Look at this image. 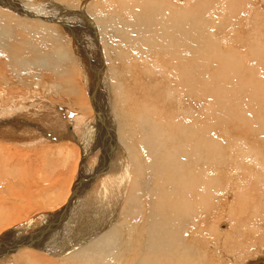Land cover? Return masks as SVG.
<instances>
[{"label": "bare ground", "instance_id": "bare-ground-1", "mask_svg": "<svg viewBox=\"0 0 264 264\" xmlns=\"http://www.w3.org/2000/svg\"><path fill=\"white\" fill-rule=\"evenodd\" d=\"M91 1L79 0L82 14L88 11ZM122 1L114 8L110 0L102 1L97 7V18L105 25L106 34L103 29L101 44L95 30L94 47L89 45L102 71L106 72L103 57L107 62L109 82L113 85L112 110L122 144L116 142L120 155L110 152L102 141L105 127L101 123L107 120V114L110 119L113 116L109 86L100 89H104L102 94L98 93L106 103L102 102V96L90 93L95 116L85 125L88 127L82 136L84 145L77 140L84 148L85 161L93 154L88 150L92 143L94 151L102 150L105 144L108 148L102 152V160L107 161H101L102 168L98 170L100 175L108 173V181L99 194L93 195L113 203L105 213L107 220L92 225L90 233L84 232L78 238L68 236L67 229H62L61 223L70 218L78 202L91 201L82 196L94 191L91 185L98 177L91 174L83 184L80 174L69 206L65 204L73 184L68 187L67 196L61 201L55 200L56 205L50 200L46 203L55 212L41 216L44 222L31 234H25L27 230L19 227L3 233L0 247L7 248L0 251V262L23 248H32L51 255L59 253L65 259L55 262L29 259L28 264H239L249 257L253 258L240 264H264V213L257 212L254 220L248 219L249 210L264 209V9L261 6L257 9L248 0H152L153 6H149V0ZM109 3L111 9L105 14L104 6ZM65 5L57 0H0V80L4 84L8 65L22 61L24 48L30 46L17 42L18 36L13 32L25 29L12 14L49 24L53 21L70 31L69 25L77 21L76 14L72 13L78 9ZM58 9L65 10V15ZM87 14L85 17L90 22L95 21L90 11ZM6 16L9 22H14L12 28L5 23ZM26 33L28 40L37 36L30 29ZM72 42L71 48H75L76 57L79 55L80 65L88 70L87 62L82 60L83 52H77ZM100 44L105 47L106 56ZM35 48L32 46L29 50L31 54ZM34 60L32 54V59L23 61L25 67L33 66ZM14 98L9 106L0 105V132L14 136L18 130L16 136L22 140L3 135L7 139L0 141L1 148V144L11 142L17 150L23 148V143L25 150H31L35 148L36 137L61 144V139L69 135L67 131L71 133L69 122L72 128L78 129L83 116L91 111L79 106L85 115L74 116L64 107L57 109L52 105L44 114L34 116L36 122L44 125L35 126L34 132L28 120V126H18L21 121L16 117L28 116L21 114L16 105L25 98ZM45 102L40 100L37 107ZM68 116L74 117L70 120ZM237 122L241 129L239 139L228 129L229 124ZM219 123L225 126L219 129ZM38 127L43 129L42 132L39 129L42 135H38ZM112 131L108 133L113 134ZM9 155L4 158L12 161ZM116 157L119 163L111 168L110 160ZM10 161L7 165L0 161V225L5 220L12 221L8 215H13L12 209L20 206V202H38L39 210L47 209L42 200L53 190L44 183L50 179L48 176L40 172L34 180V173L24 171L25 176L21 174V177L11 168L14 162ZM83 170L86 172L87 168ZM9 171L16 178L20 176V183L6 190L16 179L7 178ZM80 184L83 189H79ZM222 213L226 222L219 217ZM241 227L250 230L255 239L247 240L249 232L243 233ZM9 243L11 246H7ZM13 262L22 264L18 257L8 261Z\"/></svg>", "mask_w": 264, "mask_h": 264}, {"label": "rangeland", "instance_id": "rangeland-1", "mask_svg": "<svg viewBox=\"0 0 264 264\" xmlns=\"http://www.w3.org/2000/svg\"><path fill=\"white\" fill-rule=\"evenodd\" d=\"M32 1H38V0H32ZM57 1L59 3L66 4L65 7L69 6L71 9H78V11H79V12L75 11L74 13H72L73 15L76 14L75 18L77 17V21L74 23H71L69 25L70 29H71L70 31H69V28L66 30H63L62 27L56 25V23L53 21H50V24H49V22H47V21H37L39 19L33 20L31 18H27V17L25 18V17H21V16L19 18L18 15L14 14V13L12 14V15H14L13 17L16 16L15 18L18 19L17 20V22L19 21L18 23L23 24V29H25V30H22L21 32H18L17 31L18 29L16 30L15 27L13 28L16 30L13 32V34L18 36L17 42L22 43L23 45H30V46L28 47L29 49L27 47L24 48L25 53H23V54L26 57L23 56L22 61H20L21 63L19 62L17 64H15V63L10 64L7 67L8 69L6 68V70H5L6 74L5 73L4 74L7 77V82L5 81L6 83L4 84L0 80V83H2V84H0V90H2V89L4 90L3 93L5 94L4 99L6 102L2 101L3 100V96H2L3 90H2V91H0V101H2V102H0V105L2 106V103H3V105L9 106L11 104L12 99H15L14 97L17 96V99L20 97H24L25 100L23 102L16 103V105L19 107V109L21 111L20 113L23 114V112H24L28 117H24V116L16 117V119L18 118L21 121L20 124H18V126H21L23 124H25V126H28V121H29L32 124V128H30V130L35 132V126L42 125L44 127L43 123L39 124V122H36V120L34 119V116H36L37 114H44L46 112L47 108H50L52 105H55L57 107V109L60 107L66 108L74 116L76 115V113L80 116L85 115V114H82L80 112V110L82 109V107H85L87 110L91 109L92 104H91V100H90V96H89L90 93H93V96L94 95L99 96L104 91V89H103V91L100 89L105 88L106 86H109L108 89H109V96H110V103H111V112L113 113L114 117L112 116V113H111L112 119H110V117L107 114L105 116V120L106 119L107 120L103 121L101 123V124H103L102 126L105 127L104 130L102 129L103 137H104V140H102V141L105 142L107 145L105 143L104 144L108 148L111 149V150H109L110 152L113 150L114 153L118 152V154L120 155V151H118L120 148L117 147L116 145H117V143L120 145H122V144L119 141L120 140L119 137L117 136V135H119V129L117 127L118 123H116L117 120H115L116 118H115L114 112L112 110L113 102L111 101L112 100L111 98L113 97V89H112L113 85L111 84V82H109L110 79L108 78L109 72H108V67L106 65L107 62L105 61V58L103 57V62H104L103 66L106 68V72L103 69V71L105 73L102 76L101 74L103 73V71H102V69H100L98 63L96 62L98 59H96L97 57H95V55L93 54V48H91V46H89L91 44L94 47L93 41L95 42V38H96V35L94 32L95 30L97 31L100 42L102 41L101 38L104 36V31L106 34V29H104L105 25L99 23L98 18H97L99 16V14L96 13L99 10L98 8L100 7L101 2L106 1V0H92L91 2H89L90 6H87L88 11L87 12L85 11V14H84V12L82 14V11L80 12L81 8H79V0H57ZM248 1H249V3L255 4V6H257V9H261L260 6L262 7V9H264V6L261 5V4H264L262 1H258V0H248ZM110 2L112 4L109 3V4H106V6H104L105 14H107V12H109L111 7L114 8L116 4L119 5L120 2H123V1L122 0H110ZM256 3H258V4H256ZM94 5H96V6H94ZM109 5L111 7H109ZM149 6H153L152 0H149ZM1 9H2V7L0 6V10ZM48 10H49V7L46 9V11H48ZM58 10H60V12H62V14L65 15V13H66L65 10H63V9H58ZM3 11H6V10L3 9ZM53 11L54 10H52L51 12H53ZM89 11L93 14L94 18H96L95 21L90 22V19L86 18V17H88L87 13ZM72 12H73V10H72ZM220 12H223V11L220 10ZM44 13H45V11H44ZM9 14L11 15V13H9ZM96 14H97V16H96ZM226 17H228V16H226ZM4 19H5V23L7 25L10 24V26H11L12 23H14V22H9L10 19L7 16ZM46 19L48 21L50 20L49 18H46ZM21 20H23V21H21ZM3 22H4V20H3ZM58 22H62V23L66 24V21L64 19H58ZM25 24H26V26H25ZM31 25H36V27H31ZM87 25H88V27H87ZM101 26H102V29H101ZM11 28H12V26H11ZM77 28H79V30ZM28 29H30L34 32H37V36H34L33 40H28V38H27L28 33H26V32H28ZM80 29H82L83 32L85 30V33H82V30H80ZM103 29H104V31H103ZM55 30H56V32H55ZM68 40H70V42ZM71 41H73L72 44H75V46L77 48V52L79 50H80L79 53L83 52L82 53L83 55H81L82 60L87 62V63H85V66H87L88 70H86V68L84 69L83 66L80 65L81 59H80L79 55H77V53H76L77 57L75 56L74 52L76 50H75V48L74 49L71 48V47H73V45L70 44ZM101 44H103V42H101ZM101 44H100V47L102 48V51H103L104 55L106 56L105 47L104 46L102 47ZM84 45L87 49L84 47ZM32 46L36 47L34 52L32 53L33 56L35 57V60H34V62H32L33 66L29 67V65H30L29 64L27 67H25V64L23 61L28 60L30 57L32 59V54L29 51L32 49ZM88 47H89V49H88ZM26 48L28 49V52H27ZM90 52H92V53H90ZM27 53H29V54H27ZM136 56H137V54H136ZM85 57H87V58L85 59ZM30 61H32V60H30ZM142 61L143 60H141V62ZM13 65H14V67H13ZM138 65H140V63H138ZM95 67H97V68H95ZM28 69L32 72H30ZM95 69H97V70H95ZM8 73L9 74L11 73L10 76ZM21 73H23V74H21ZM29 73H32V75H29ZM31 76H33V77H31ZM94 76H95V78H94ZM104 76H105V78H104ZM104 80H105V83H103ZM9 81L10 82L12 81L11 84L14 83L13 85H15V86L10 85ZM15 81H17V82L19 81L17 85L15 84V83H17ZM19 83H20V85H19ZM28 84H30V85H28ZM89 84L92 85L91 88L89 87ZM2 85H3V87H2ZM142 87H144L143 88L144 91H147L146 86L143 85ZM99 92H100V94H98ZM100 96H102V95H100ZM1 97H2V99H1ZM145 98H147V97H145ZM26 99H27V101H26ZM40 100H46V102L44 103L43 106L37 107ZM104 100H105V98H103V96H102V102ZM87 102H90L91 105ZM85 103H87V105H85ZM103 103H106V102L104 101ZM79 106L80 107L82 106L81 109ZM157 107H159L158 102H157ZM76 108H78V109H76ZM12 109H14L13 106H12ZM58 112H60V110H58ZM88 112L86 113L85 116H83L84 120L82 121L81 126L78 129H74V126L72 128L73 124L71 122H69V125L72 129V130L70 129L71 133H69V131H67L69 135L67 138L61 139L62 140L61 144L56 143V141L54 143V140L53 141L48 140V142H47V140H42V139H39L38 137L33 139V140H36V143L33 144L35 146V148H33L31 150H25L26 147H25L24 143H23V148L21 147V150H19V149L17 150L15 148L16 144H13L11 142H6V144H4V145L1 144L3 147V148H1V146H0V161H1V163L3 162L5 165H7L6 162H8L10 160L5 159L4 157H7L10 154L9 155L10 157L8 159H11L14 162V163H12V165L10 164L11 168L12 169L15 168V171L18 172L19 175L22 174L23 176H25L24 171H25V173L26 172L34 173L33 177H34V180H36L37 179L36 177H39V173L42 172V174L44 176H48L50 178V179H48V181L44 182L45 185H47V186L51 185L50 189H53V190H49L51 192L42 200V201H44V208H47V209L39 210L38 202H34L32 204V203H29L26 201L20 202L19 203L20 206H17L14 210L12 209L13 215L12 216L8 215L12 219V221H9V223H8V220H5V223L0 225V237L3 236V233L6 232V230L8 232L9 230H14L17 227L22 228L24 231L27 230L26 231L27 233L25 232V234H27V235L31 234L34 229L39 228V225L42 224L44 217H41V216L55 212L53 209L49 208L46 205V203L50 200V202H53L56 205L57 201H59V200L61 201L65 196L68 195V192H67L69 190L68 187L73 184V187L71 189L72 193H70L71 195H70L69 200L66 202V204H65V202H63V204H65V206H69L70 201H72V199L74 198V188L76 186L75 182H77L76 180L80 174L83 177V181H82L83 184H86L87 179L91 178L92 175L98 177V179H96L93 182V184L91 185V187L94 189V191H90V192L86 193L85 196H82V199L83 198H89V199H91L92 202L90 201V203H87L86 200H82L81 202H78L79 206L78 205L75 206V209L70 214V218L68 220H66L65 222H63L65 225L66 224L67 225L65 226L64 224L62 225V223H61V227L63 226L62 229L65 228V229H67L68 232L70 231L69 233L66 232L68 236L71 235V237L78 238V236H80L84 232L90 233L89 230L92 228V225L95 226V224L97 225V222L107 220V217H106L107 214H105V213L108 212L109 207H111L113 205V203H111L107 199H103V197L93 198V195L95 193L99 194V192L102 191V189H104V182L108 181V179H107L108 173L107 174L103 173L102 175L98 174L99 168L100 169L102 168V165H101V167L99 166L100 164H102L101 161L106 160V158L102 160L103 153L107 152L106 150L108 148L105 145L104 146L102 145L105 149H103V147L101 146L102 150L94 151L95 148L93 147V143H92V145H90L88 150H89V152L93 151V154L91 157L88 158L89 160L87 159L85 161V159H84L85 157L83 156L84 151H82V150H84V148H81L83 146L78 144V142H80V144H81V141H82V144L84 145V140H83L82 136L84 133H86V129L88 127V126L85 127V125L90 124L91 119H93V117L95 116L93 109H91V111L88 110ZM79 113H81V114H79ZM74 116H72L71 118H73ZM20 117H22V119ZM71 118L68 116V119L72 120ZM26 120H28V121L26 122ZM108 120L110 121L109 123L107 122ZM7 121L8 120L6 119L5 122H7ZM17 121L19 122V120H17ZM63 121L65 122L66 120H63ZM112 121H113V124L111 125ZM105 122H106V124H105ZM218 126H219V129H222L225 126V124L219 123ZM112 128H114L115 130L113 129L114 131H112ZM39 129L41 130V132L43 129L38 127V130H37V133H39L38 135H42L40 133ZM228 129L230 130L231 135L232 134L234 135L235 139H239V137L241 136V129L239 127L238 122L233 123V124H229ZM108 130L112 131L113 134L108 133L109 132ZM17 132H18V130L14 131V134H15L14 136H12L10 134H3V135L14 137L15 139H12V140H17L16 139V138H18L16 136ZM72 133H74V134H72ZM104 133L107 135H105ZM3 135L0 132V141L3 139H7ZM18 139L22 140L20 138H18ZM26 139H28V138H26ZM43 139H45L44 136H43ZM77 140H78V142H77ZM91 140H93V137L91 138ZM106 140H107V142H106ZM49 141H52L53 143L49 142ZM93 141H95V140H93ZM98 141H99V139H98ZM47 143H51V144H47ZM64 143H67V144H64ZM100 144H101V142H100ZM45 145H47V146L45 147ZM48 145H51V146H48ZM18 146L20 147V145H17V147ZM36 147H37V149H36ZM221 147L223 148L224 146L222 145ZM66 148H67V150H66ZM118 154H117V157L119 156ZM14 157H15V159H13ZM117 157L114 159H111L113 161L110 160V163H111L110 167L111 168H113V166H115L116 164L119 163V161H118L119 158L117 159ZM12 161H10V162H12ZM50 162H51V164H49ZM82 163H84V164H82ZM103 166H106V164H103ZM83 167L87 168L86 172L83 170ZM104 168H106V167H104ZM7 174H8L7 178H9V176L10 177L13 176L10 174V171ZM19 175L17 176V178L15 176L12 177V178H16V179H14L13 184H10V185H8L7 188H5L6 190L19 186V183H20V176ZM22 175H21V177H23ZM229 177L233 180L235 179L234 177H231L230 175H229ZM79 180H81V179H79ZM235 180H237V179H235ZM54 186H56V187H54ZM79 187H80L79 189H83L81 184ZM0 188H1V186H0ZM2 188H3V186H2ZM76 190H77V188H76ZM51 194H52V197H50ZM89 199H87V200L89 201ZM55 200H57V201H55ZM99 200H101V202H102L101 204L98 203ZM104 201L105 202L107 201L108 203L107 202L105 203ZM63 204L61 206H63ZM84 204H86V205H84ZM87 204H89V207ZM225 204H226V202L224 203V205ZM4 206L8 207V205H4ZM88 208H91V212H89ZM44 211H46V212H44ZM218 211H220V209H218ZM252 212H253V210L252 211L249 210V214H248V219L250 218L251 221L254 220L255 214L257 212L258 213H260V212L264 213V209L259 208L258 211H254L253 214H252ZM103 213H104V215H103ZM108 214H110V213H108ZM223 214L224 213H222V215ZM98 215L100 216L101 219L99 218ZM222 215L219 216V217H221V221L226 222V216L225 215L222 216ZM104 217H105V219H104ZM219 217L217 219H219ZM94 219H95V221H94ZM248 222H249V220H248ZM257 228H259V226H257ZM53 229H55V227ZM223 229H226V226H223ZM241 230L243 231V233L249 232L250 236L249 235L247 236V240H250L251 238L255 239L252 237L250 230H248L244 227H241ZM256 234H258V233H256ZM257 239L259 240L260 237L257 236ZM5 242L6 241H3V243H5ZM262 243L264 244V242H262ZM7 246H11V244L9 243V244H7ZM6 248L7 247H5V246H1L0 251L5 250ZM58 254H52L51 255V254L45 253L43 251H38V249L35 250L32 248H23V249H21V251L17 252L16 254L8 255L7 258H9V259L7 261L0 262V264H2V263L3 264H10L11 262L8 263V261H10L13 257H18L19 261L22 264H25V262H26V264H28L27 261H29V259L41 260V261H45V262H48V261L55 262V261H58L59 259L63 260V258L65 256H62V255L58 256ZM54 258H55V260H54ZM252 258L253 257H251V258L249 257L247 259H244V260L240 261L239 264L241 262L243 263L245 261H248V259L250 260ZM45 259H47V260L49 259V260L46 261ZM13 264H16V262H13ZM227 264H229V262Z\"/></svg>", "mask_w": 264, "mask_h": 264}]
</instances>
